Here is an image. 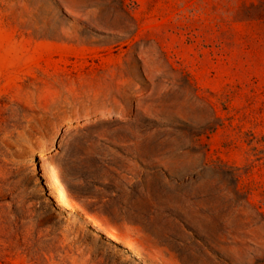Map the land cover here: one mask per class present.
<instances>
[{
  "label": "rangeland",
  "instance_id": "rangeland-1",
  "mask_svg": "<svg viewBox=\"0 0 264 264\" xmlns=\"http://www.w3.org/2000/svg\"><path fill=\"white\" fill-rule=\"evenodd\" d=\"M0 264H264V0H0Z\"/></svg>",
  "mask_w": 264,
  "mask_h": 264
}]
</instances>
